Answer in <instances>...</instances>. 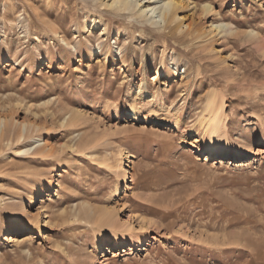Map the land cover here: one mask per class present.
I'll return each mask as SVG.
<instances>
[{"label":"rangeland","instance_id":"rangeland-1","mask_svg":"<svg viewBox=\"0 0 264 264\" xmlns=\"http://www.w3.org/2000/svg\"><path fill=\"white\" fill-rule=\"evenodd\" d=\"M178 1L0 0V264H264V0ZM213 90L245 160L194 153Z\"/></svg>","mask_w":264,"mask_h":264},{"label":"bare ground","instance_id":"bare-ground-1","mask_svg":"<svg viewBox=\"0 0 264 264\" xmlns=\"http://www.w3.org/2000/svg\"><path fill=\"white\" fill-rule=\"evenodd\" d=\"M102 5L106 7H114L120 12L136 11L141 17L148 21L153 26H159L163 20L166 24H170L173 20L176 19V9L180 6L178 0H98ZM204 8L211 10V5H205ZM121 14V13H120ZM124 14V13H123ZM214 24H212L213 26ZM169 26V25H168ZM216 28L223 29L226 27V24L215 25ZM166 27V26H165ZM106 29V27H105ZM104 29V30H105ZM176 72V70H175ZM160 74V72H158ZM160 104H156L158 107ZM133 120L138 121L140 119L139 111L134 109L132 112ZM198 122L204 125V135L198 138L196 141L201 143V146H196L194 153L201 155L206 154L207 159H214L218 163H225L230 157H234L232 160L239 161L245 160V156L250 155V151L247 147L249 145H242L236 148L231 149L230 145L227 143L229 140V129L227 127V114L225 111V103L223 97L216 91L213 90L208 93L206 103L204 106L203 113L198 119ZM24 126L27 127L26 123ZM4 132H1L0 140L4 139ZM21 133H17L14 138L18 140ZM6 137V136H5ZM13 137L11 139H13ZM237 139H241L240 136ZM40 139L34 140V151L38 150L40 145L36 143ZM18 143V141H17ZM235 147V146H234ZM32 148V147H31ZM29 148V149H31ZM30 151V150H29ZM122 153V152H121ZM123 154V153H122ZM124 157V156H123ZM126 157V156H125ZM127 164L122 160L118 166L119 180L116 184V191H120L121 187L129 182V175L126 168ZM108 213H106L107 215ZM104 214V220L106 226L113 225L112 220ZM35 219H27L26 229L23 230L21 227L18 228L19 233L26 231L28 233L36 232ZM29 235V234H28ZM22 240L19 235L11 236V241L14 243H21L29 240L32 236H24ZM28 243V242H26ZM127 244L126 240L116 242L114 244L115 252L121 248L125 247ZM99 249H102V241H98ZM223 254V253H222Z\"/></svg>","mask_w":264,"mask_h":264}]
</instances>
